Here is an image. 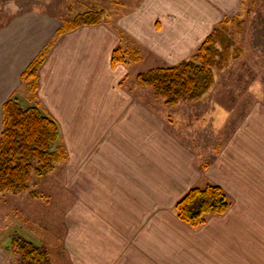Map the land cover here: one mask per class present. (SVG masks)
<instances>
[{
    "label": "crops",
    "instance_id": "obj_1",
    "mask_svg": "<svg viewBox=\"0 0 264 264\" xmlns=\"http://www.w3.org/2000/svg\"><path fill=\"white\" fill-rule=\"evenodd\" d=\"M236 2L144 0L127 10L126 25L121 16L106 19L63 35L51 48L37 98L67 148L66 241L81 264H264V102H215L212 131L220 137L229 130V139L205 164L199 146L170 131L152 96L145 101L144 92L124 85L135 64L112 67L115 49H133L134 39L179 63ZM62 23L36 8L0 25V136L4 103L25 96L22 74ZM200 120L193 121L199 132ZM209 184L220 186L232 205L191 228L175 206L192 188ZM8 245L0 237V264H17Z\"/></svg>",
    "mask_w": 264,
    "mask_h": 264
},
{
    "label": "rangeland",
    "instance_id": "obj_2",
    "mask_svg": "<svg viewBox=\"0 0 264 264\" xmlns=\"http://www.w3.org/2000/svg\"><path fill=\"white\" fill-rule=\"evenodd\" d=\"M143 2L144 0H0V25L18 12L36 8L57 15L62 21L73 19L77 14L88 10H105L104 20L113 22L116 17L121 16L118 19L123 20L126 25L125 19L132 18V15L128 17L127 10L135 9ZM234 8L231 15L224 13L223 19L214 25L208 36L187 58L179 62L192 57L222 21H229V33H233L237 42L236 47L241 48V53L235 55L224 70L215 71V82L209 91L213 93L209 99L195 104L183 102L170 109L162 100L155 98L151 88H144L138 84L135 87L133 80H136L139 73L179 64H172L171 62L175 60L170 57H158L151 43L138 42L135 39L133 50L140 53V61L130 67L132 71L128 73L129 76L124 83L125 86L132 85L133 88L144 92L143 99H147L145 101H151L152 96V106L169 119L170 131L184 139L188 145L197 148L199 146L205 164L211 162L215 152L221 149V144L224 145V140L229 139L227 138L229 130L223 132L220 137L212 131L216 125V121L211 119L213 116L211 109L215 107V102L228 106L229 103L231 105L241 102L243 106H246L247 102L251 105L257 99L264 102V0H237ZM162 45L164 47L167 44ZM170 45V49L177 46L176 43ZM240 117L242 114L237 115V118ZM195 118H200V122L203 123L200 132L193 127L196 126V123H193ZM193 129L195 132L190 134V130ZM66 166L67 161L59 164L47 177L36 180L28 193L15 199L8 194L0 201V237H6L5 233L8 235L14 230L19 231L23 236L33 239L49 250L51 264H81L75 253L67 248L66 227L67 222L69 223L67 206L70 205L71 196L67 195L65 189ZM32 192L40 197L31 198ZM72 198L76 203V194Z\"/></svg>",
    "mask_w": 264,
    "mask_h": 264
},
{
    "label": "trees",
    "instance_id": "obj_3",
    "mask_svg": "<svg viewBox=\"0 0 264 264\" xmlns=\"http://www.w3.org/2000/svg\"><path fill=\"white\" fill-rule=\"evenodd\" d=\"M104 17L105 10H88L73 19L63 20L53 42L21 76L26 95H15L4 103L0 136V201L8 194L19 197L28 193L36 180L47 177L68 159L58 122L38 102L39 71L56 40L81 27L100 25ZM228 24L229 21H222L189 59L176 66L139 73L137 84L151 88L155 98L170 108L183 102L202 100L214 85L215 71L224 70L231 59L241 53L233 33H229ZM139 61L138 51L119 46L113 52L112 67ZM30 196L40 197L35 192ZM231 205V199L220 186L209 184L189 190L177 202L175 211L181 221L197 229L210 217L223 216ZM4 235L9 239L6 250L16 258L17 264H51V255L45 246L17 230Z\"/></svg>",
    "mask_w": 264,
    "mask_h": 264
}]
</instances>
